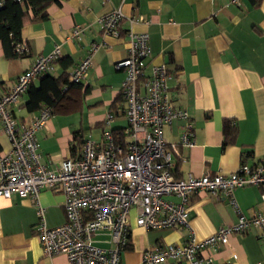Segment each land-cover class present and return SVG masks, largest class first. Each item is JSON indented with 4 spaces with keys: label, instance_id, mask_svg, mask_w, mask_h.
Listing matches in <instances>:
<instances>
[{
    "label": "crops",
    "instance_id": "0c3cea01",
    "mask_svg": "<svg viewBox=\"0 0 264 264\" xmlns=\"http://www.w3.org/2000/svg\"><path fill=\"white\" fill-rule=\"evenodd\" d=\"M124 15L119 35H103L96 19L113 9ZM24 20L21 40L28 52L6 56L0 41V90H8L16 77L36 56L60 47L52 76L67 75L83 58L92 43L98 45L87 78L69 86L60 103L64 110L51 114L45 127L36 133L40 161L50 169L71 154L75 132L97 135L100 141L107 113L113 129L126 125L120 94L124 72L115 62L126 55L129 31L147 33L153 64L165 63L170 76L167 88L176 107L185 109L194 133L191 147L179 145L173 154L171 172L178 179L188 174L231 173L241 163L264 168V0H60L47 8L44 19ZM132 18L136 20H132ZM74 25L83 28L79 40L71 39ZM39 85V77L32 86ZM27 92L12 113L23 123L34 112L27 111ZM185 121L175 118L162 128L168 143H178ZM227 128L225 129V126ZM232 127V128H231ZM3 143H2V141ZM9 145L0 123V148ZM79 151V149H78ZM77 151V153H78ZM76 153V154H77ZM263 186L248 185L233 191L229 198L201 191L190 198L189 226L145 229L136 225V209H130V238L121 253V264H142L144 250L181 244L192 231L198 240L219 227L234 223L238 214L252 215L262 206ZM177 201L174 196L167 197ZM64 195L60 190L43 189L37 201L16 193L0 196V264H67L63 253L46 255L36 227L42 221L51 228L65 220ZM261 231L252 227L245 233L228 236L224 245H209L201 256L216 262L264 264ZM99 236L95 243L107 246Z\"/></svg>",
    "mask_w": 264,
    "mask_h": 264
},
{
    "label": "built area",
    "instance_id": "2783aa9c",
    "mask_svg": "<svg viewBox=\"0 0 264 264\" xmlns=\"http://www.w3.org/2000/svg\"><path fill=\"white\" fill-rule=\"evenodd\" d=\"M3 4L4 0H0V7ZM123 18L117 8L98 16L96 23L103 35L118 36ZM82 33L83 28L74 25L70 37L79 40ZM127 36L126 55L115 62V68L125 74L120 94L126 125L113 129L114 115L107 113L101 140L84 136L78 153L64 158L57 169H50L40 161L36 138L51 117L50 107L39 108L27 123L21 122L11 107L19 102L35 78L54 71L60 47L36 56L8 90H0V123L9 141V148L0 151V196L16 193L37 201L43 189L63 193L64 222L47 227L42 221L43 209L39 207L41 221L36 230L43 253H63L67 264H121V253L129 245L131 208L136 209V225L147 230L177 228L189 226L190 198L201 191L225 196L233 204V191L237 187H264L261 164L241 163L228 174L206 171L182 179L174 177L173 154L179 145L194 144L188 113L176 107L171 99L167 88L170 73L165 63L153 64L150 72H146L150 56L147 33L129 31ZM97 47L92 43L87 54L69 70L70 82L82 83L87 78ZM15 51L26 54L27 45L21 40L15 44ZM175 118L185 121L183 131L178 143H168L162 128ZM169 196L177 201L169 200ZM252 227L260 229L264 241V193L261 208L252 215L240 213L234 223L219 227L202 240L191 231L184 243L148 248L142 253L141 263L234 264L216 262L201 256L200 251L209 245H224L229 235L245 233ZM101 235L105 236L107 246L95 243Z\"/></svg>",
    "mask_w": 264,
    "mask_h": 264
},
{
    "label": "trees",
    "instance_id": "16d2710c",
    "mask_svg": "<svg viewBox=\"0 0 264 264\" xmlns=\"http://www.w3.org/2000/svg\"><path fill=\"white\" fill-rule=\"evenodd\" d=\"M53 2L60 0H4L3 6L0 7V41L6 56L24 55L15 51V44L21 41L20 32L28 12L32 13L31 19H44L48 6ZM72 85L80 83L70 82L65 74L57 77L51 73L40 75L39 85L34 87L31 83L27 90L28 98L25 102L27 111L35 112L44 105L50 107L52 114L64 110L60 103L67 97L69 86ZM82 138V134L74 133V144L70 148L73 156L76 155Z\"/></svg>",
    "mask_w": 264,
    "mask_h": 264
},
{
    "label": "rangeland",
    "instance_id": "374dc122",
    "mask_svg": "<svg viewBox=\"0 0 264 264\" xmlns=\"http://www.w3.org/2000/svg\"><path fill=\"white\" fill-rule=\"evenodd\" d=\"M94 132H95V131L93 130L92 133H88V132H87L85 135H87V136L89 135V136L95 138L97 135H96ZM1 141H2V140H1ZM2 143H3V141H2ZM8 148H9V145L6 146V147H4L3 150H7Z\"/></svg>",
    "mask_w": 264,
    "mask_h": 264
}]
</instances>
